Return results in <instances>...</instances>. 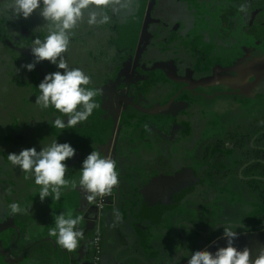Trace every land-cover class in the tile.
Segmentation results:
<instances>
[{
  "label": "rangeland",
  "instance_id": "rangeland-1",
  "mask_svg": "<svg viewBox=\"0 0 264 264\" xmlns=\"http://www.w3.org/2000/svg\"><path fill=\"white\" fill-rule=\"evenodd\" d=\"M12 4L13 0H0V130L11 136L17 116L21 124L29 125L27 132L30 138L29 142L23 139L14 145L12 137L2 140L0 137V144L12 149L18 147L15 152L18 154L31 147L40 151L54 140L68 142L54 125L56 118H65L64 114L54 106L42 108L36 103L40 95L38 86L43 80L37 63L32 71L23 67L34 61L31 53L33 41L46 38L49 22L39 14L40 9L27 19L16 17ZM193 4L189 0H119V3L107 7L90 6L83 10V19L72 30L68 51L62 55L70 68H80L90 76L91 83L82 87L97 92L93 99L99 107L93 110L87 121L70 128L72 133H94L93 136L83 137L93 150L98 151L103 144L104 124L111 120L114 134L122 122L128 131L141 127L146 141L152 140L160 148L170 139L180 152V160L188 161L193 157V152L188 150L202 137L214 130L224 135L229 127L235 125L236 121H233L228 127L224 114L229 111L228 108L231 111L232 106H238L237 114H234L238 116L245 109L252 110V115L256 113L255 108L259 107V100L264 97V75L252 90L244 94L246 96L242 94L238 99L237 92L247 89L264 68V41L243 28L244 23L254 24L252 20L261 15L248 10L250 16L246 19V9H240L244 17L234 20V29L230 31L235 33H232L225 30L231 27L230 3L213 8ZM207 11L214 13L206 17ZM225 11V19L219 18ZM92 12L96 14L94 25L88 23ZM104 16L108 17L107 23H101ZM16 32L18 35H13ZM14 42L19 43V47L16 48ZM38 64L45 75L64 71L47 60ZM8 67L13 68L11 73L20 76L23 82H16ZM151 87H158L160 91L152 92ZM114 88L116 91L110 99ZM146 89L151 92L149 97L143 92ZM122 93L127 95L128 100L134 101L130 103L137 108L142 106L156 110L168 100L170 102L162 111L152 113L143 110L138 114L128 111L127 105L124 107L127 103L121 98ZM239 100L242 105L235 104ZM211 118L217 124L212 130L208 128ZM151 130L156 132L151 134ZM113 140L105 156H111ZM71 146L75 154L65 162L68 168L65 179L78 182L80 176L76 173L82 171L80 158L85 154L75 144ZM6 150H0V163L7 166L10 163L8 154L13 151ZM16 169L19 171L20 168L17 166ZM30 176L35 179L34 175ZM12 186L13 182L5 183V191H10ZM77 196H80L78 183L76 187H68L59 200L68 204ZM7 198L9 202L6 204H13V196L7 195ZM49 200L44 201L46 207L52 206L56 211L60 209L58 200Z\"/></svg>",
  "mask_w": 264,
  "mask_h": 264
},
{
  "label": "crops",
  "instance_id": "crops-1",
  "mask_svg": "<svg viewBox=\"0 0 264 264\" xmlns=\"http://www.w3.org/2000/svg\"><path fill=\"white\" fill-rule=\"evenodd\" d=\"M189 1L194 2L193 6L204 8H213L215 5L223 7L221 4L225 2L239 7L245 5V1L248 2ZM211 13L214 11H207L206 17L212 16ZM239 15L238 13L237 17ZM220 16L222 17L221 14ZM240 16L244 17L242 14ZM235 104L243 103L239 100ZM237 108L238 106H232L231 111L228 108L229 111L224 113L228 127L236 119L234 116H238L234 115L237 114ZM110 110L112 111L113 107ZM110 121L105 122L106 130L102 134L107 135L109 132L110 138L104 142L102 140L103 144L98 151L101 156L107 155L110 142L114 138L115 144L118 131L119 139L126 140L118 148V139L116 149L113 144L110 156L113 158L115 150L113 160L116 161L120 187L118 205H115L118 189L114 186L110 193L111 202L100 208L97 220L90 222L80 215L83 220L77 227L83 230L84 238L79 241L75 252H68L56 244L57 237L50 236L49 232L55 227L57 215L63 213L67 218L69 213L72 215L80 207L84 200L83 190L80 188V196L75 197L72 203H62L58 200L61 206L56 211L52 206L46 207L44 204L48 199L53 200L52 196H47L41 201L40 186L35 183V179L31 178V174L16 169L12 178V199L13 203L19 204L22 209L17 212V222L23 232V239L14 252L15 256H5L3 264H91L93 238L98 233L102 234V264H168L182 249L180 259L174 264H188V259L196 250H207L214 254L218 248L227 246L225 226L231 227L237 233L233 238V245L238 250L248 247L253 260L260 254L264 249V226L253 225L264 221V203L260 201L258 192L248 186L247 180L257 177L264 185V169L252 174L245 171L246 163L213 161L206 157L203 159L200 146L202 139L223 136L218 130L206 134L199 143L189 149V152H193V157L185 161L180 160V152L174 148L170 139L160 148L152 140L146 141L141 127L128 131V127L122 126L121 122L114 134L113 123ZM216 125L213 118L208 120V128L211 130ZM59 131L62 132L60 129ZM68 133L76 137L78 150L85 154L80 158L83 164L92 149L83 137L93 136L94 133ZM21 137L19 134L20 139ZM81 140L84 144H79ZM228 149L221 148L225 153L229 152ZM213 150L212 148L211 151ZM76 175L81 176V173ZM6 182L8 183V180ZM3 192L5 195V186ZM5 204L4 202V207ZM89 205L82 213L90 212ZM249 217L255 219L251 220ZM221 222L227 223L220 224Z\"/></svg>",
  "mask_w": 264,
  "mask_h": 264
},
{
  "label": "clouds",
  "instance_id": "clouds-1",
  "mask_svg": "<svg viewBox=\"0 0 264 264\" xmlns=\"http://www.w3.org/2000/svg\"><path fill=\"white\" fill-rule=\"evenodd\" d=\"M115 3H119V0H42L41 8V0H13L11 7L16 17L22 16L27 19L35 10L40 9L39 14L49 22V34L46 38L44 40L36 38L33 41L31 53L34 61L23 67L32 71L36 63L47 60L64 70L46 74L38 86L40 95L36 98L37 105L42 108L54 106L68 117L67 123L61 118L54 120L55 127L59 129L76 128L78 124L87 121L93 110L99 107L93 99L97 95L96 90L82 87L91 83L90 76L80 68H70L62 55L68 51L69 36L83 19V10L90 6L107 7ZM244 9L245 6L241 5V10ZM96 22V14L90 13L88 23L94 25ZM107 22L108 17L104 16L101 23ZM74 154L75 149L71 144L58 143L54 140L50 146L42 147L40 151L31 147L21 150L18 154L9 153L8 160L23 172L34 175L35 183L40 186L41 201L47 196L59 200L63 189L76 187L78 183L83 190L84 198L93 202L97 196L110 194L113 187L119 184L116 161L110 156H101L96 150L83 160L79 181L66 180L65 162ZM9 207L13 214L22 211L17 203ZM82 220V216L73 218L69 213L66 218L61 213L55 217V227L50 229L49 235L57 237V245L68 252H75L79 247V241L84 238L83 230L77 227ZM236 235L231 227L225 226L227 246L218 248L214 254L207 250H196L188 259V264H264V249L253 260L248 247L238 250L233 245V238Z\"/></svg>",
  "mask_w": 264,
  "mask_h": 264
},
{
  "label": "trees",
  "instance_id": "trees-1",
  "mask_svg": "<svg viewBox=\"0 0 264 264\" xmlns=\"http://www.w3.org/2000/svg\"><path fill=\"white\" fill-rule=\"evenodd\" d=\"M245 3L246 4L244 6L246 9V19H248L249 15L248 10L250 13H257L261 15V17L256 20H252L254 24L244 23L243 28L247 33L253 34L257 38H260L261 41H264V0H248V2L245 1ZM240 9L241 6L239 9L236 6L231 7V13L229 15V18L231 19L229 25L231 27L229 28V30L234 29V20L236 18L239 19V16L243 14ZM238 13L240 15L237 17ZM223 15H226V11L224 12V14H222V17L219 16V18L221 17L222 19H225ZM240 18L242 17L240 16ZM8 68V72L10 71V74L13 76L16 82H23V79L20 76H15V73H11L13 71V68ZM142 88L144 89V86ZM157 90H159L158 87H151L152 92H156ZM143 92H146L148 97L151 95V92H148V89L144 90ZM241 95L242 94H239L238 96ZM242 96L246 95L243 94ZM126 109L128 111L137 112L138 114L143 112V110L130 103L127 105ZM255 110L257 111L256 113H253L254 115H252V110H243V112L239 116L235 117V125L229 127V129L225 131V134L223 136H215L212 139L202 140L201 149L203 152V157L211 158L213 161L222 160L224 162L238 161L241 164L246 163L245 171L252 174H256L259 171H262L264 169V97L260 98L259 107L255 108ZM21 127H24V125L22 124ZM60 130L62 131L61 133L63 138H65L68 143L72 145L75 144V146H77L78 140L76 141V137L74 135L72 136L71 133H68V131H71L70 128ZM154 132L155 130H151L149 133ZM108 133L109 132H107V135H103V141L110 138V133L109 135ZM125 141L126 140L124 138H120L117 147L120 148L125 143ZM79 144H84V141L81 140ZM226 147L229 148L228 153H225L221 150V148L226 149ZM212 148L214 149L213 151H211ZM228 166H231V164H228ZM247 183L251 190H256L258 192L260 201L264 203V185L260 181V178H248ZM249 219L254 220L255 218L249 217Z\"/></svg>",
  "mask_w": 264,
  "mask_h": 264
},
{
  "label": "flooded vegetation",
  "instance_id": "flooded-vegetation-1",
  "mask_svg": "<svg viewBox=\"0 0 264 264\" xmlns=\"http://www.w3.org/2000/svg\"><path fill=\"white\" fill-rule=\"evenodd\" d=\"M226 30H228L229 32L235 33L233 31H230L229 29H226ZM13 35L17 36L18 33L16 32ZM14 37H12V38L14 39ZM257 39L260 40V38H257ZM14 43L17 44L16 48L19 47L18 46L19 43H16V42H14ZM121 98L126 101V103H127L126 105H128L131 101V100H128L127 95L124 93L121 94ZM4 101H5V99H4ZM65 122H67V121H65ZM21 125L22 124L19 122L18 117L16 116L14 121H13V128L14 129H13V132L11 131V136L7 132L1 133L2 130H0L1 140L4 138H11L12 137V139L15 140V143H13L14 145H17L18 142H20L23 139H27V142H29V134L27 132L29 125H24V127H21ZM25 127H26V129H25ZM19 134L22 135L21 139L19 138ZM27 142H26V144H28ZM4 149H7L6 151H8V149H9V151H10L12 149V147L11 146L5 147L2 144H0V150L3 151ZM17 149H18V147L16 149H12L11 152L13 151L15 153ZM15 170H16V166H14L11 162L7 166L0 163V264H3V260H4L5 256H8V257L9 256L10 257L15 256L14 252L16 251V249L18 248V246L21 243V240L23 239V236L21 237V234L23 232H22V230H21V228L17 222V216H18L17 213L13 214L11 212V208L9 207L10 205H8V204H5L6 207H4V202L5 203L9 202L7 195L13 196L14 186L11 187L10 191L5 192V195L3 192V188L5 186L6 180H9L8 183L13 182L12 178L14 176ZM6 176H8L7 179H6ZM12 203H13V201H12ZM33 240H35V239H33Z\"/></svg>",
  "mask_w": 264,
  "mask_h": 264
},
{
  "label": "water",
  "instance_id": "water-1",
  "mask_svg": "<svg viewBox=\"0 0 264 264\" xmlns=\"http://www.w3.org/2000/svg\"><path fill=\"white\" fill-rule=\"evenodd\" d=\"M37 66H38V68L40 69V73H41V76H42V78L44 79V77H45V73H44V71L42 70V68L39 66V64L37 63ZM264 75V68L263 69H261V71L252 79V81H251V83H250V85L248 86V88L247 89H245V90H243V91H239V92H237V93H241V94H245V93H247V92H249L250 90H252L253 89V87L257 84V82H258V80L262 77ZM182 89V88H181ZM181 89H179L177 92H175L174 94H173V96L170 98V100L172 99V98H174L177 94H178V92L181 90ZM116 91V89H113L112 91H111V93H110V99H112V95H113V93ZM170 100L169 101H167L163 106H161V108H159V109H156V110H149V109H145L144 107H139L140 109H142V110H148L149 112H157V111H162V110H164V109H166L167 108V106L169 105V102H170ZM131 102V101H130ZM133 102V101H132ZM124 106H126V104L124 105ZM67 116H65V121H67ZM119 134H120V132L118 131V133H117V135H116V139H115V144H114V147H115V149H116V144H117V141H118V139H119ZM114 153H115V150H113V158H114ZM112 158V159H113ZM117 189H118V191H117V195H116V199H115V205H118V202H119V197H120V187L117 185ZM111 196H110V194H107V195H104V203H110L111 202ZM90 202L87 200V199H85L84 198V200H83V202H82V204L80 205V207H78V209H76V211L72 214V217L73 218H75L76 216H80V215H82L84 218H87V219H89L90 220V222L92 221L93 222V220L95 221V220H97L98 218H99V213H100V207H99V204L97 203V199H96V201L94 202V203H91L90 205ZM89 205V213H82L83 212V210H84V208L85 207H87ZM225 223H227V222H221L220 224H225ZM238 224V223H237ZM253 226H256V227H261V226H264V221H261V222H259V223H256L255 225H253ZM184 237V240H186V237L185 236H183ZM182 253H183V249L179 252V253H177V255H176V257L174 258V259H172L168 264H174V263H176L179 259H180V257H181V255H182Z\"/></svg>",
  "mask_w": 264,
  "mask_h": 264
},
{
  "label": "built area",
  "instance_id": "built-area-1",
  "mask_svg": "<svg viewBox=\"0 0 264 264\" xmlns=\"http://www.w3.org/2000/svg\"><path fill=\"white\" fill-rule=\"evenodd\" d=\"M97 203L99 207L102 208L104 206V196L97 198ZM102 234L98 233L93 238V257L91 264H102Z\"/></svg>",
  "mask_w": 264,
  "mask_h": 264
}]
</instances>
